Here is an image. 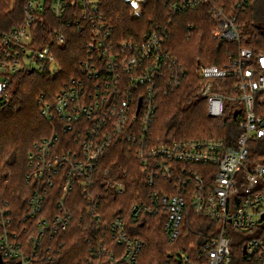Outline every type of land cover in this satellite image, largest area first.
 Returning a JSON list of instances; mask_svg holds the SVG:
<instances>
[{
    "label": "built area",
    "instance_id": "1",
    "mask_svg": "<svg viewBox=\"0 0 264 264\" xmlns=\"http://www.w3.org/2000/svg\"><path fill=\"white\" fill-rule=\"evenodd\" d=\"M47 2L56 18L79 33L85 49L75 54L79 66L54 101L39 99L52 130L28 156L26 178L34 187L22 218L31 222H17L16 208L0 199V264H36L47 258L53 246L46 240L67 230L74 218L67 201L76 188L86 201L84 214L101 227L103 198L120 195L127 186L126 170L105 165V156L116 143L135 145L134 155L149 188L144 195L138 193L140 199L131 207L133 221L164 211L163 230L174 241L181 236L186 215L194 212L218 225V232L200 249L205 264H264V163H248L250 142L264 139V51L240 47L221 66H199L198 95L206 101L208 115L239 117L235 145L200 137L151 146L159 94L165 86H180L187 69L166 46L167 26L156 23L142 34L119 36L112 22L116 15L101 10L103 0H26L22 25L2 34L0 108L21 69H47L52 74L61 70L54 46L66 44L70 31L56 29L43 48H33V26ZM122 2L129 17L141 18L149 0ZM250 3L236 0L228 10L221 0H164L169 13L175 14L208 4L217 25L213 36L238 42V13ZM70 6L74 10H68ZM226 98L236 102L231 111ZM56 186L62 188L58 210L38 219ZM91 236L103 238L99 249L104 252L109 251L104 239L115 240L123 249L121 264H139L145 241L134 235L122 215ZM110 260L118 263L113 253Z\"/></svg>",
    "mask_w": 264,
    "mask_h": 264
},
{
    "label": "trees",
    "instance_id": "2",
    "mask_svg": "<svg viewBox=\"0 0 264 264\" xmlns=\"http://www.w3.org/2000/svg\"><path fill=\"white\" fill-rule=\"evenodd\" d=\"M228 10L236 0H221ZM26 0H0V48L2 34L22 25ZM72 9V6L68 8ZM76 10V9H75ZM101 10L116 15L112 21L119 36L142 34L156 23L168 28L166 46L177 56L187 74L180 86H165L158 97V109L149 138L151 146H162L187 138H221L228 145L236 144L240 133L237 127L239 117L228 113L224 118L208 115L206 101L199 98L201 80L199 66L223 65L237 55L240 47H250L257 52L264 51V0H251L245 11L238 13L241 40H219L213 36L217 25L210 14V6L203 4L179 13H169L164 0H149L141 18H131L128 7L122 0H103ZM111 17V16H110ZM70 31L71 38L63 46H54L61 70L52 74L47 69L23 68L12 79L9 99L0 108V199L10 202L16 208L15 220L24 221L28 211L27 203L34 184L28 182L29 153L36 142L49 135L50 122L41 112L39 99L54 101L65 82L75 74L79 61L75 54L84 52L85 44L79 33L66 27L65 21L56 18L50 2H47L42 16L34 23L35 50L43 48L50 34L56 29ZM65 136V134H62ZM73 136V135H71ZM135 145L114 144L105 156V165L126 170V190L120 195L105 196L102 200L103 221L101 227L85 213L86 201L80 189L68 195L67 205L74 212V218L67 230L60 231L46 242L53 246L52 253L36 264H113L111 253L120 260L123 249L110 237L104 239L108 252L99 249L103 238L92 237L93 231L103 228L113 217L122 215L134 235L145 241L139 255V264H205L206 256L200 249L218 232V225L194 212L186 215L181 236L170 241L163 230L165 213L146 215L139 221L130 217L131 207L149 190L144 183L140 162L136 158ZM264 163V139L250 142L248 163ZM62 188H52L44 203V211L38 219L51 216L58 210ZM146 199L145 196H143ZM31 221H24L30 223ZM62 244V245H61Z\"/></svg>",
    "mask_w": 264,
    "mask_h": 264
},
{
    "label": "rangeland",
    "instance_id": "3",
    "mask_svg": "<svg viewBox=\"0 0 264 264\" xmlns=\"http://www.w3.org/2000/svg\"><path fill=\"white\" fill-rule=\"evenodd\" d=\"M235 104H236V102L234 100H231L228 98L225 99V105H226V108L228 111H231Z\"/></svg>",
    "mask_w": 264,
    "mask_h": 264
},
{
    "label": "water",
    "instance_id": "4",
    "mask_svg": "<svg viewBox=\"0 0 264 264\" xmlns=\"http://www.w3.org/2000/svg\"><path fill=\"white\" fill-rule=\"evenodd\" d=\"M237 115V113H235V116Z\"/></svg>",
    "mask_w": 264,
    "mask_h": 264
}]
</instances>
